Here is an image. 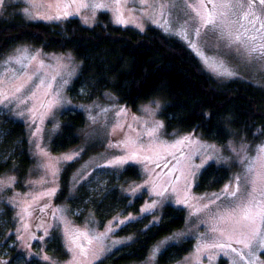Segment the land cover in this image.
<instances>
[{
    "label": "rangeland",
    "instance_id": "1",
    "mask_svg": "<svg viewBox=\"0 0 264 264\" xmlns=\"http://www.w3.org/2000/svg\"><path fill=\"white\" fill-rule=\"evenodd\" d=\"M7 10L29 21L48 23L76 17L87 27L105 12L114 25L139 31L154 26L185 44L216 80L241 79L264 88V4L260 0H3L0 15ZM65 12L66 18H55ZM118 16L126 23H116ZM80 66L71 50L45 51L29 43H18L0 56V162L13 163L0 175L4 231L0 264L28 260L95 264L134 238L116 234L119 226L132 220L129 217L150 215L148 224L156 223L166 205L183 209L185 224L155 243L147 259L137 264H158L161 251L184 240L193 241L192 250L170 264H219L221 259L226 264H264V138L257 143L232 139L221 144L196 132L168 133L160 98L141 103L135 111L109 91L92 102L75 101L71 88ZM225 70L232 75L219 74ZM73 110L83 111L87 118L81 142L54 152L51 141L59 131L61 115ZM10 119L25 125L32 159L21 188L16 186L20 179L14 170L21 140L3 144ZM94 144L98 148L70 176L71 197L80 190L90 196L71 212L68 204L54 201L62 168ZM118 160L123 162L115 163ZM210 163L230 168V177L217 190L199 192L194 187L197 177ZM129 164L136 166L140 178L119 187L132 199L143 196L138 212L116 213L100 225L87 208L81 222L76 221L74 215H81L84 203L115 186L120 171ZM8 208L10 219L5 216ZM56 234L67 250L65 259L47 250Z\"/></svg>",
    "mask_w": 264,
    "mask_h": 264
},
{
    "label": "trees",
    "instance_id": "2",
    "mask_svg": "<svg viewBox=\"0 0 264 264\" xmlns=\"http://www.w3.org/2000/svg\"><path fill=\"white\" fill-rule=\"evenodd\" d=\"M18 43H29L45 51L73 52L81 61L79 75L71 88L75 101L92 102L109 91L120 104L135 111L141 103L160 98V114L168 133L196 132L206 140L221 144L232 139L257 143L264 138V88L241 79L216 80L202 68L185 44L154 26L139 31L114 25L105 12L99 14L96 24L87 27L76 17L48 23L29 21L7 10L0 15V56ZM61 118L59 131L51 141L54 152L80 144L81 133L87 124L81 110L65 112ZM5 128V146L21 140L17 149L20 155L14 168L20 179L16 186L21 188L32 162L25 138L26 128L22 122L12 119L5 123ZM97 148V144L90 145L80 158L62 168L60 189L54 201L68 204L71 212L80 200L90 196L86 191L83 196L80 190L77 196L71 197V173ZM12 165L10 160L0 162V175L8 172ZM230 173V168L210 163L200 171L195 190H217L229 179ZM139 178L136 166L127 165L120 171L116 185L90 197L84 203L81 215H74V219L81 222L87 208L94 212L100 225L119 212L137 213L143 196L132 199L119 186ZM5 216L10 219L11 209H7ZM149 221L150 215H144L119 226L116 234L133 235L134 238L95 264L143 262L155 243L184 226L186 214L181 208L166 205L158 222L148 224ZM0 234H4L1 225ZM193 245L192 240L170 244L160 252L157 263L178 261L192 250ZM47 250L59 259L67 257L59 234L47 243ZM26 264L44 263L28 260ZM219 264H226V261L221 259Z\"/></svg>",
    "mask_w": 264,
    "mask_h": 264
},
{
    "label": "snow or ice",
    "instance_id": "3",
    "mask_svg": "<svg viewBox=\"0 0 264 264\" xmlns=\"http://www.w3.org/2000/svg\"><path fill=\"white\" fill-rule=\"evenodd\" d=\"M2 3H3V0H0V4H2ZM260 3L264 4V0H260ZM85 6H87V5H85ZM68 15H69V13L65 12L63 17L57 16V17H55V18H56V19L66 18ZM210 22H211V21H208V23H210ZM116 23H118V24H125L126 21H125L124 19H122L120 16H118L117 19H116ZM256 50H257V49H255V48L252 49V51H256ZM214 70H215V69H214ZM219 74H221V75H232V73H231V72H228L227 70H225L224 72H220ZM157 107H158V105H157ZM144 110L147 111V109H144ZM123 111H124V110L121 109V112H123ZM181 142H182V141H181ZM262 151H264V149H262ZM69 159H71V157H69ZM122 162H123V161H120V160L115 161V163H117V164L122 163ZM224 191H225V192H228V191H229L228 186H225ZM231 194H232V195H235L236 192L233 191ZM143 211H147V209H144ZM244 218H245V219L248 218V210H247V209H244ZM129 219H133V218H132V217H129ZM121 223H123V222H121ZM109 230H112V229H109ZM46 259H47V258H46Z\"/></svg>",
    "mask_w": 264,
    "mask_h": 264
}]
</instances>
